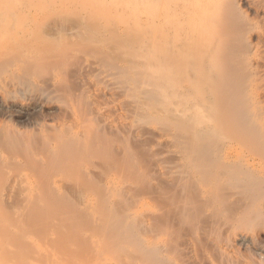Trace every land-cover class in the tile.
I'll list each match as a JSON object with an SVG mask.
<instances>
[{"label": "rangeland", "instance_id": "1", "mask_svg": "<svg viewBox=\"0 0 264 264\" xmlns=\"http://www.w3.org/2000/svg\"><path fill=\"white\" fill-rule=\"evenodd\" d=\"M74 1L0 0V264H264V0Z\"/></svg>", "mask_w": 264, "mask_h": 264}, {"label": "bare ground", "instance_id": "2", "mask_svg": "<svg viewBox=\"0 0 264 264\" xmlns=\"http://www.w3.org/2000/svg\"><path fill=\"white\" fill-rule=\"evenodd\" d=\"M67 1H68V0H67ZM73 1H74V0H73ZM86 1H88V0H86ZM90 1H91V0H90ZM125 1H126V0H125ZM125 1H124V2H125ZM163 1H165V0H162V2H163ZM169 1H170V0H169ZM179 1H180V0H179ZM179 1H177V2H179ZM188 1H189V0H188ZM188 1H187V2L185 1L186 4H188ZM74 2H75V1H74ZM82 2H83V1H82ZM119 2L121 3L120 0H119ZM119 2H118V3H119ZM146 2H148V7H149V9H151V10L153 9V6H154V5H155V6H156V5H160V3H159L160 1H159V0H154V2H153L152 0H149V1H146ZM149 2H150V3L152 2V5H150V6H152L151 8H150V6H149V4H150ZM156 2H158L159 4H158V3L155 4ZM172 2H174V1L172 0ZM205 2H208V0H206ZM84 3H85V2H84ZM129 3H130V2H129ZM164 3H165V2H164ZM164 3H163V4H164ZM175 3H176V2H175ZM179 3H180V2H179ZM197 3H198V2H197ZM208 3H210V2H208ZM73 4H74V3H73ZM79 4H80V3H79ZM86 4H87V3H86ZM101 4H102V1H101ZM103 4H104V3H103ZM108 4H109V2H108ZM190 4H191V3H190ZM194 4H195V3H194ZM166 5H167L166 7H168V8L170 7V6H168V3H167ZM175 5H176V4H175ZM175 5H173V6H175ZM184 5H185V4H184ZM188 5H189V4H188ZM205 5H206V8H207V5H208V4H205ZM205 5H204V7H205ZM209 5H210V4H209ZM108 6H109V5H108ZM108 6H107V7H108ZM114 6H115V5H114ZM114 6H113V7H114ZM161 6H162V5H161ZM181 6H182V4H181ZM181 6H180V7H181ZM177 7H178V4H177ZM185 7H186V5H185ZM188 7H189V6H188ZM190 7H191V6H190ZM201 7H202V5H201ZM75 8H76V7H75ZM158 8H160V7H158ZM158 8L155 7V8L153 9V11H154V10L156 11ZM191 8H192V7H191ZM191 8H190V9H191ZM206 8H205V10L208 11L209 8H208V9H206ZM80 9H81V8H80ZM80 9H79V10H80ZM86 9H87V7H86ZM86 9H85V10H86ZM98 9H99V8H98ZM164 9H165V8H164ZM173 9H174V7L172 8V11H174ZM178 9H179V8H178ZM180 9L183 11L184 7H183V8L181 7ZM180 9H179V11H180ZM193 9H194V8H193ZM196 9H197V8H196ZM201 9H202V8H201ZM91 10H93V9L91 8ZM96 10H97V9H96ZM108 10H109V9H108ZM159 10H160V9H159ZM161 10H162V9H161ZM186 10L189 11V12L191 11V12H193V13H194V11H195V10H194V11L189 10L188 8H186ZM81 11H82V10H81ZM89 11H90V10H89ZM102 11H104V10H102ZM168 11H169V10H168ZM168 11H166V12L168 13ZM179 11H178V12H179ZM182 11H181V12H182ZM198 11H199V10H198ZM198 11H197V13H198ZM202 11H204V10H202ZM207 11H206V12H207ZM210 11H211V10H210ZM104 12H105V11H104ZM106 12H107V11H106ZM169 12H170V11H169ZM213 12H214V11H213ZM98 13H99V12H98ZM98 13H96L95 16H96ZM153 13H154V12H153ZM193 13H192V17L195 16V15H193ZM203 13H204V12H203ZM156 14H157V13H155V15H156ZM169 14H170V13H169ZM181 14H182V13H181ZM184 14H186V13H184ZM209 14H210V13H209ZM213 14H214V13H213ZM99 15H102V12H101V14H99ZM117 15H118V14H117ZM155 15H154V16H155ZM167 15H168V14H166V17H167ZM171 15H173L172 18H173V20H174V16H175V14L173 13V14H171ZM95 16H94V17H95ZM97 16H98V15H97ZM108 16H109V15H108ZM160 16H161V15H160ZM160 16H159V17H160ZM163 16H165V15L163 14ZM186 16H188V15H186ZM189 16H190V15H189ZM189 16H188V17H189ZM205 16H206V15H205ZM94 17H93V19H94ZM100 17H101V16H100ZM103 17H104V15H103ZM156 17H157V16H156ZM161 17H162V16H161ZM166 17H165V20H169V21H170L169 18H170L171 16H169V18H166ZM180 17H181V16H180ZM192 17H191V18H192ZM209 17H211V16H209ZM96 18H97V17H96ZM106 18H107V17H106ZM163 18H164V17H163ZM172 18H171V19H172ZM189 18H190V17H189ZM197 18H198V16H197ZM158 19H159V18H158ZM175 19H176V18H175ZM181 19H182V18H181ZM165 20H164V21H165ZM203 20H204V19H203ZM181 21H182L181 24H182V23H185V20H184V22H183V20H181ZM186 21H187V20H186ZM194 21H195V20H193V22H194ZM106 22H107V21H106ZM166 22H168V21H166ZM172 22H174V21H172ZM177 22L179 23V20H178ZM204 22H205V21H204ZM204 22H203V24H204ZM207 22H208V20H207ZM209 22H210V21H209ZM147 23H149V22H147ZM162 23H163V22H162ZM150 24H151V23H149V30H150ZM152 24H153V23H152ZM173 24H174V23H173ZM176 24H177V23H176ZM179 24H180V23H179ZM181 24H180L179 26H181ZM203 24H202V25H203ZM207 24H209V23H207ZM160 25H162V24L160 23ZM163 25H165V24L163 23ZM163 25H162V26H163ZM171 25H172V24H171ZM177 25H178V24H177ZM199 25L201 26V24H199ZM174 26H175V27H178V26H176V25H174ZM189 26H190V25H189ZM193 26H195V25H193ZM153 27H154V26H153ZM160 27H161V26H160ZM172 27H173V26H172ZM172 27H171V28H172ZM186 27H187V26H186ZM191 27H192V26H190L189 28H190V29H193V28H191ZM202 27H203V26H202ZM202 27H201V28H202ZM154 28H155V27H154ZM156 28H157V26H156ZM178 28H179V27H178ZM201 28H200V30H201ZM205 28H208V26L205 27ZM205 28H203V29H205ZM157 29H158V28H157ZM157 29H156L155 31H157ZM164 29H165V28H164ZM169 29H170V27H169ZM175 29L177 30V28H175ZM180 29H181V28H180ZM186 29H187V28H186ZM194 29H195V27H194ZM160 30H162V29H160ZM160 30H158L157 33H158ZM151 31H152V30H151ZM167 31H168V30H167ZM203 31H204V30H202V32H203ZM178 32H179V31H178ZM204 32H205V31H204ZM206 32H208V30H207ZM149 33H150V32H149ZM149 33H148V34H149ZM153 33H154V32H153ZM161 33H162V31H161ZM179 33H180V32H179ZM164 34H165V33H164ZM164 34H163V35H164ZM169 34H170V33H169ZM190 34H191V33H190ZM192 34H193V33H192ZM150 35L153 37L152 33H151ZM154 35H155V33H154ZM170 35H173V34L171 33ZM188 35H189V34H188ZM201 35H202V37H203V34H201ZM161 36H162V35H161ZM165 36H166V35H165ZM173 36H174V35H173ZM173 36H172V37H173ZM175 36H176V35H175ZM149 37H150V36H149ZM158 37H159V34H158ZM166 37H167V36H166ZM181 37H182V36H181ZM189 37H190V36H189ZM189 37H188V38H189ZM192 37H193V36L191 35V38H192ZM196 37H197V36H196ZM196 37H195V39H196ZM202 37H201V38H202ZM161 38H163V37H161ZM164 38H165V37H164ZM164 38H163V39H164ZM173 38H174V37H173ZM144 39H145V38H144ZM154 39H155V38H154ZM180 39H181V38H180ZM156 40H157V39H156ZM165 40H166V39H165ZM167 40H169V39H167ZM196 40H197V39H196ZM196 40H195V41H196ZM201 40H202V39H201ZM170 41H171V40H170ZM175 41H176V39H175ZM182 41H183V40H182ZM188 41H190V40H188ZM193 41H194V39H193ZM195 41H194V42H195ZM146 42H147V41H146ZM148 42H149V41H148ZM148 42H147V43H148ZM150 42H151V40H150ZM150 42H149V43H150ZM152 42H153V41H152ZM154 42H155V41H154ZM161 42H162V41H161ZM163 42H164V41H163ZM166 42H167V41H165L163 44L166 45V44H165ZM191 42H192V41H191ZM191 42H189V43H191ZM159 43H160V42H159ZM176 43H177V42H176ZM184 43H186V41H185ZM184 43H183V44H184ZM198 44L201 45V43H198ZM147 45H148V44H147ZM159 45H161V44H159ZM184 45H186V44H184ZM188 45H189V44H188ZM148 46H151V45H148ZM161 46H162V45H161ZM194 46H195V45H194ZM196 46H197V45H196ZM180 47H181V45H180ZM186 47H188V46H186ZM186 47H185V48H186ZM146 48H148V47H146ZM164 48L166 49V47H164ZM153 49H154V46H153ZM177 49H178V48H177ZM182 49H183V46H182ZM151 50H152V49H151ZM162 50H163V49H162ZM166 50H167V49H166ZM178 50H179V49H178ZM180 50H181V48H180ZM189 50H190V49H189ZM155 51H156V48H155L154 52H155ZM171 51H173V50H171ZM181 51H182V50H181ZM186 51H187V50H186ZM210 51H211V50H210ZM163 52H164V51H163ZM178 52H179V51H178ZM149 53H150V52H149ZM161 53H162V52H161ZM165 53H166V52H164V56H165ZM169 53H170V51H169ZM173 53H174V52H173ZM175 53H176V52H175ZM210 53H211V52H210ZM213 53H214V52H213ZM145 54H146V53H145ZM150 54H152V53H150ZM162 54H163V53H162ZM162 54H161V55H162ZM166 54H167V53H166ZM177 54H178V53H177ZM177 54H176V55H177ZM179 54H180V53H179ZM147 55H148V54H147ZM170 55H172V54H170ZM181 55H183V52H182ZM149 56H150V55H149ZM152 56H153V55H152ZM168 56H169V55H168ZM168 56H167V58L169 59ZM177 56H178V55H177ZM177 56H176L175 59H178V62H179V59H180V58H177ZM174 57H175V56H174ZM180 57H181V56H180ZM165 58H166V56H165ZM213 58H214V57H213ZM171 59L174 60L173 56H172ZM171 59H170V60H171ZM158 60H159V59H158ZM162 60H163V58H162ZM165 60H166V59H165ZM211 60H212V57H211ZM166 61H167V60H166ZM166 61H165V63H166ZM174 61H175V63H176V60H174ZM174 61H173V64H174ZM159 62H160V61H159ZM163 62H164V61H163ZM171 62H172V61H171ZM171 62L168 61L167 63L170 64ZM151 63H153V62H151ZM151 63H150V66H153ZM179 63H180V62H179ZM212 63H214V62H212ZM157 64H158V63H157ZM169 64H167V65H169ZM165 65H166V64H165ZM175 65H176V64H175ZM175 65L173 66L174 68H176ZM176 66H177V65H176ZM178 66H179V65H178ZM166 67H167V66H166ZM167 69H168V68H167ZM165 70H166V69H165ZM170 70H171V69L169 68V71H170ZM149 71L151 72L152 70L149 69ZM153 71H154V70H153ZM176 71H177V70H176ZM157 72H158V70H157ZM166 72H168V71H166ZM152 73H154V72H151V74H152ZM155 73H156V69H155ZM169 73H171V72H169ZM147 75H148V74H147ZM155 75H160V71H159L158 74H155ZM148 77H149V76H148ZM152 77H153V75H152ZM146 78H147V76H146ZM163 78H164V77H163ZM152 79H153V78H152ZM146 80H147V79H146ZM172 80H173V79H172ZM147 81H148V80H147ZM152 81H153V80H152ZM148 82H150V81H148ZM173 84H174V82H173ZM168 88H169V87H168ZM160 91H162V88H161ZM165 92H166V90H165ZM165 92H164V93H165ZM159 93H160V92H159ZM161 93L163 94V92H161ZM168 93H169V92H168ZM166 94H167V92H166ZM166 94H163L164 97H165ZM167 96H169V94H167ZM167 96H166V97H167ZM165 102H166V100H165Z\"/></svg>", "mask_w": 264, "mask_h": 264}]
</instances>
